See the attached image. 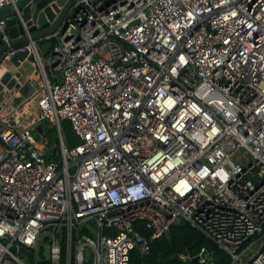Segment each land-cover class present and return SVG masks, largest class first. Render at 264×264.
Returning <instances> with one entry per match:
<instances>
[{"label":"built area","instance_id":"built-area-1","mask_svg":"<svg viewBox=\"0 0 264 264\" xmlns=\"http://www.w3.org/2000/svg\"><path fill=\"white\" fill-rule=\"evenodd\" d=\"M16 17L0 76L27 51L41 93L0 109V264H133L180 221L264 264V0H78L45 54Z\"/></svg>","mask_w":264,"mask_h":264},{"label":"water","instance_id":"water-1","mask_svg":"<svg viewBox=\"0 0 264 264\" xmlns=\"http://www.w3.org/2000/svg\"><path fill=\"white\" fill-rule=\"evenodd\" d=\"M77 1L78 0H18L14 6L10 5L0 8V20L5 19V32L11 38L8 44L0 45V61L6 51L16 49L29 42L27 36L23 35L24 31L20 20L16 17L17 10L21 13L22 19L26 21V25L29 27L31 39L34 40L35 43H39L44 37L51 34L62 24L65 15ZM25 61L28 63L33 61V56L27 51H14L9 57L8 62L19 69L16 72H12L10 69L6 70L0 76V109L3 106L5 98L13 94V92L18 91L20 88L19 80H21L23 76L24 68L22 65ZM42 129L43 125H37L35 127L36 138L40 137ZM0 143L4 144L1 139ZM255 179L256 177H253V180ZM197 238L205 247V251L201 256H208L215 248L214 245L205 240L199 233H197ZM45 255L48 257L47 253H45ZM192 260L197 261L198 256L193 257ZM190 261L191 260H188V262Z\"/></svg>","mask_w":264,"mask_h":264},{"label":"trees","instance_id":"trees-1","mask_svg":"<svg viewBox=\"0 0 264 264\" xmlns=\"http://www.w3.org/2000/svg\"><path fill=\"white\" fill-rule=\"evenodd\" d=\"M47 42L52 43L51 40ZM45 125V124H44ZM49 126V125H48ZM43 126V135L48 139L47 144L53 143L57 151V135L51 126ZM62 132L69 145L78 143L68 121L62 122ZM203 246L197 238L196 230L186 221L173 224L170 230L151 241V248L148 254L131 256L133 264H201L198 261L188 262V256L196 255ZM228 255L223 251L214 248L209 255L207 264H229Z\"/></svg>","mask_w":264,"mask_h":264},{"label":"crops","instance_id":"crops-1","mask_svg":"<svg viewBox=\"0 0 264 264\" xmlns=\"http://www.w3.org/2000/svg\"><path fill=\"white\" fill-rule=\"evenodd\" d=\"M45 41L48 40H41L39 43L44 45ZM49 43V42H48ZM46 49V47H45ZM45 49H43L45 54ZM26 67L24 68V72H23V76L21 78L20 81V88L18 89V91H16V93L18 94V97L16 98V100L18 101H24L27 100L31 97L34 96V94L37 92V89L39 87V77L36 74V69L33 66L32 62L31 63H26L25 64ZM8 69H10L12 72H16L19 68H16L13 64L11 63H7L6 66ZM15 93V95L17 96V94ZM4 107H2L3 109ZM5 110V108L3 109Z\"/></svg>","mask_w":264,"mask_h":264},{"label":"rangeland","instance_id":"rangeland-1","mask_svg":"<svg viewBox=\"0 0 264 264\" xmlns=\"http://www.w3.org/2000/svg\"><path fill=\"white\" fill-rule=\"evenodd\" d=\"M46 46H49V43L47 42V41H45V44L44 45H42V44H40L39 43V49H40V51L41 52H44L43 51V49H45V47ZM26 63H28V62H24L23 63V68H25V64ZM39 82V81H38ZM39 85V84H38ZM38 91H39V94L37 95V97H39V95H40V93H41V90H40V86H39V89H38ZM37 97H34L33 99H32V104L33 105H35L36 106V100H37ZM34 117V116H33ZM33 119V118H32ZM31 119V120H32ZM31 120H28V121H31ZM45 124V125H44ZM43 124V126L45 127V126H48V125H46V123H44ZM49 127V126H48ZM48 141V139L46 138L45 140H43V143H44V145L47 147V148H49V147H55L54 145H53V143H51V144H47L46 142ZM255 251V246H253V247H251L250 249H249V251L245 254V255H243V257H242V259H241V261H239L237 264H241L242 263V261H245V259H246V257H248V255L249 254H252L253 252Z\"/></svg>","mask_w":264,"mask_h":264},{"label":"bare ground","instance_id":"bare-ground-1","mask_svg":"<svg viewBox=\"0 0 264 264\" xmlns=\"http://www.w3.org/2000/svg\"><path fill=\"white\" fill-rule=\"evenodd\" d=\"M2 71H4V67L0 68V73ZM34 112H35V106L32 105L31 108L29 109L25 108L22 113L15 114L11 119L13 121L18 120V119L30 120L34 115Z\"/></svg>","mask_w":264,"mask_h":264}]
</instances>
